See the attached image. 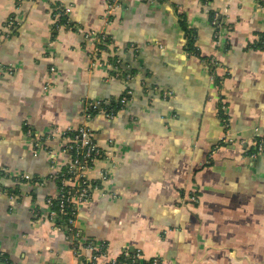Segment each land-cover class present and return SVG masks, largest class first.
Here are the masks:
<instances>
[{"label":"crops","instance_id":"obj_1","mask_svg":"<svg viewBox=\"0 0 264 264\" xmlns=\"http://www.w3.org/2000/svg\"><path fill=\"white\" fill-rule=\"evenodd\" d=\"M108 1L0 0V252L13 264H78L46 204L57 190L47 179L52 153L57 167L66 155L56 142L51 153L33 143L53 127L80 125L89 102L127 91L115 117L89 121L109 159L88 177L113 167L105 195L77 208L79 242H107L100 262L128 248L159 264H264V154L240 142L264 140V47L254 48L264 36V0H117L104 24ZM56 4L70 7L72 29L53 28ZM181 18L199 56L216 59L220 90L199 56L185 52ZM99 31L110 37L101 61L116 55L122 74L92 64L82 34ZM162 90L173 95L163 99ZM219 94L234 142L215 147Z\"/></svg>","mask_w":264,"mask_h":264},{"label":"built area","instance_id":"obj_2","mask_svg":"<svg viewBox=\"0 0 264 264\" xmlns=\"http://www.w3.org/2000/svg\"><path fill=\"white\" fill-rule=\"evenodd\" d=\"M155 1V0H151ZM118 6L117 0H110L107 2L104 14H103V23L106 24L112 19V14L115 8ZM70 7L62 4H56L53 6L51 11V17L53 20V28L55 30L64 29L66 24L61 22L60 19L62 16L69 17ZM219 16L218 13H213L211 23L215 27L216 32L218 33V29L220 28L219 24ZM13 25L12 17H9L6 26L9 27ZM96 33L100 35H104L103 31L99 32H84L83 41L84 45L88 47L89 56L92 64H102L106 63L107 67L111 72H113L114 76L118 74H122V70L119 65V60L116 59L114 63H110L108 60H103L100 55L105 54V49L101 47L102 43L99 37L96 36ZM118 48H115V52ZM116 55L113 54L112 57ZM205 66L209 68L210 65H217V61L213 56L208 57V60L203 62ZM3 69H8V67H3ZM54 67H50V72L54 71ZM211 78L214 83L215 71L210 72ZM227 71L224 72V75L227 76ZM125 78H129L128 75H125ZM224 77L220 76L219 84L215 85L218 90H220L222 86V81ZM48 83L46 84V87ZM128 92L121 97H119L116 102H118V110L107 109L106 106L111 102L112 98L102 99L95 102H89L83 111V121L77 127H67V128H59L53 127L48 132L42 134L38 137L33 146L35 148H43L49 153L53 152L49 146V143L56 142L58 144V150L60 153L66 155L65 162L57 167L55 163V154L52 153V159L50 161L49 173L47 175V179H53L56 181L57 190L56 193L50 195L46 199V204L50 209L49 219L54 214L51 210L52 199L58 200V211L61 215H65L66 208L70 207L73 211L77 212V208L79 205L89 201L91 197L95 193L99 196H104L105 192L103 191V183L108 179L109 172L112 165L110 167L100 169L98 173V179H91L88 177V171L93 167L96 161L109 159V156L105 151L99 147L94 139V133L89 127V121L93 118V114L91 112L102 113L105 118L111 119L115 117L116 112L122 110L127 101ZM172 91L170 90H162L160 91V96L163 99H169L172 96ZM152 101V95L148 97V102ZM220 105V110L222 112L223 117L219 118L221 121V125L223 128V133L219 141L216 143L215 147L218 145H229L234 142L231 137L230 127H229V114L227 112V103L225 98L219 94L218 100ZM96 114V113H95ZM94 114V115H95ZM242 143H246L254 149L252 152V156H256L258 154H264V140L258 134L254 135V137L250 141H240ZM212 150V149H211ZM212 152H210L211 154ZM5 170L1 169L0 174H4ZM19 180H32L28 174H22L19 177ZM11 203L14 201V193L8 194ZM114 196V195H113ZM189 199L192 202L197 201V197L195 194H192ZM75 214V212H72ZM76 219V218H75ZM75 219L69 217L68 222L74 226ZM54 225V221H53ZM58 229H61L58 225H55ZM75 227V226H74ZM62 230V229H61ZM79 230L75 229V239H77V244H74L71 240L73 236H69L66 233V238L69 242L70 248L78 258V264H144L143 261H147L148 264H159L157 258H152L149 260L143 259L142 252L139 249H128L124 248L120 251L119 255L107 262H100L102 256L106 254L108 243L105 241H96V240H87L85 242H79ZM79 239V240H78ZM86 251L88 255L82 256L81 252ZM1 252H0V264L1 262ZM13 264V263H10Z\"/></svg>","mask_w":264,"mask_h":264},{"label":"trees","instance_id":"obj_3","mask_svg":"<svg viewBox=\"0 0 264 264\" xmlns=\"http://www.w3.org/2000/svg\"><path fill=\"white\" fill-rule=\"evenodd\" d=\"M155 1H165V0H155ZM203 3L207 4L210 0H202ZM214 11H210L209 12V19L211 21L212 16H213ZM61 22L65 23L68 29H72L74 27V24L70 21L69 17L67 16H62L60 19ZM181 27L184 30V34H185V43H184V50L185 52H187L190 55H197L199 56V51L197 49V47L195 46V41H196V34L195 31L188 27L183 18H181ZM96 36L100 38L101 40V47L103 49H105L106 53H109L108 51L110 50L108 47V44L110 42V37L106 34H104L103 36L100 35L99 33H96ZM261 38L259 39V41L257 43H255L254 48L257 49H262L264 47V36L260 35ZM109 58L108 61L110 63H114V61H116L117 57H112L113 55L109 54ZM199 58L205 62L208 60L207 56H199ZM215 66L214 65H210L209 66V70L210 72L214 71ZM133 73V72H132ZM219 80H220V76L216 75L214 76V84L218 85L219 84ZM121 97V96H120ZM118 98H116V100H118ZM115 98H112L111 102L106 106L107 109H113V110H118V102H116ZM216 108H217V117L218 118H222V112L220 110V105L219 102H216ZM94 116L95 113L97 112H91ZM117 113V112H116ZM220 145H218L219 147ZM250 153L254 152V149L251 148ZM2 174V173H1ZM51 210L54 212V214L51 216V220L54 221V225H58L62 230H64L69 236H73V238L71 239L73 241L74 244H77V239H75L74 233H75V229H77L76 227H74L72 224H70L68 222V218L71 217L73 219L76 218V211H73L70 207L66 208V214L65 215H61L58 211V200L57 199H52V203H51ZM72 212H75V214H72ZM79 230V229H78ZM79 239L82 237L81 232L79 230ZM78 239V240H79ZM90 240V239H87ZM86 240V241H87ZM93 240V239H91ZM1 262L2 264H10V260L7 257L6 254L1 253ZM144 264H148L147 261H143Z\"/></svg>","mask_w":264,"mask_h":264}]
</instances>
